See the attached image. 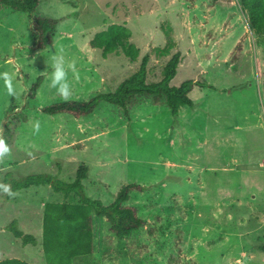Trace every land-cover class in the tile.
Masks as SVG:
<instances>
[{
	"label": "rangeland",
	"instance_id": "1",
	"mask_svg": "<svg viewBox=\"0 0 264 264\" xmlns=\"http://www.w3.org/2000/svg\"><path fill=\"white\" fill-rule=\"evenodd\" d=\"M36 16L59 20L54 43L37 47ZM112 24L125 25L140 50L136 62L124 54L103 57L90 46ZM182 56L172 87L200 81L193 106L175 117L159 99L134 97L125 111L100 102L80 119L46 115V106L66 102L50 89V57L63 50L75 60L80 79L69 73L73 97L89 101L114 93L151 54L147 83L162 79L171 58L154 49L167 44L166 31ZM14 76L17 97L0 80V131L11 135V155L0 163V182L51 174L71 183L89 167L83 196L109 206L124 185L139 184L128 205L147 222L129 239L110 232L95 214V251L75 264H264V36L249 28L239 0H42L36 13L0 12V72ZM44 81L36 97L30 89ZM39 120L34 134L30 121ZM5 183V182H4ZM76 203L50 186L0 195V261L47 264L41 246L44 206ZM35 236L24 246L7 231Z\"/></svg>",
	"mask_w": 264,
	"mask_h": 264
},
{
	"label": "trees",
	"instance_id": "2",
	"mask_svg": "<svg viewBox=\"0 0 264 264\" xmlns=\"http://www.w3.org/2000/svg\"><path fill=\"white\" fill-rule=\"evenodd\" d=\"M241 9L248 17L249 28L256 36H264V0H239ZM42 0H0V12L7 9L19 13H36ZM59 25V20L50 17L36 16L32 23L33 32L37 38V47L46 50L54 43V36ZM170 30L166 31L167 44L163 48H156V56L163 58L171 55L176 43L170 36ZM132 32L125 25L112 24L105 30L96 34L90 41V46L102 51L103 57L113 54H124L130 61L136 62L140 50L131 42ZM151 54H146L139 69L129 78L125 79L114 93L100 94L89 101H66L46 106L42 113L46 115L69 114L77 119L93 114L100 102L104 101L123 110L128 109L129 102L134 97L159 99L164 97L165 104L172 114L177 117L181 107L193 106L190 93L197 87H210L200 81L189 80L179 87H172L171 81L178 72L182 60L179 51L171 55L164 66L162 79L156 83H147L148 64ZM44 81L40 77L30 89V97L34 99ZM7 143L12 144V136H4ZM89 167L81 165L71 183L58 180L51 174L31 175L19 181L10 182L16 193L31 187L50 186L56 193H62L65 199L71 195L79 196V201L71 203L64 201L49 202L44 206L43 236L41 246L47 264H75L82 257L91 256L95 251V214L99 218H105L110 226V232L119 239H129L136 232L147 225L142 219L136 207L128 205L131 193L143 192L144 187L139 184L124 185L115 197L113 203L104 206L100 200H93L83 196L84 181L88 179ZM9 183L8 178L4 180ZM5 200L11 201L12 197L0 193ZM17 240L24 246L39 244L38 239L22 231L14 220L7 227ZM264 251V247L260 248ZM0 264H28L19 259L0 261Z\"/></svg>",
	"mask_w": 264,
	"mask_h": 264
},
{
	"label": "clouds",
	"instance_id": "3",
	"mask_svg": "<svg viewBox=\"0 0 264 264\" xmlns=\"http://www.w3.org/2000/svg\"><path fill=\"white\" fill-rule=\"evenodd\" d=\"M54 46V45H53ZM55 47V46H54ZM51 60V73L48 77L50 89L55 90V94L58 95L64 101H69L73 97L72 84L69 80V73H71L74 80L80 79V73L77 68L75 60H67L63 50L55 51L50 57ZM0 80L4 82V88L6 94L10 97L18 96V89L14 85V76L8 71L0 72ZM30 126L34 134H38L41 129V123L39 120L35 122L30 121ZM11 155V147L7 143V140L0 131V163H2L6 157ZM0 193L14 198L17 193L13 191L10 183L0 182Z\"/></svg>",
	"mask_w": 264,
	"mask_h": 264
},
{
	"label": "crops",
	"instance_id": "4",
	"mask_svg": "<svg viewBox=\"0 0 264 264\" xmlns=\"http://www.w3.org/2000/svg\"><path fill=\"white\" fill-rule=\"evenodd\" d=\"M193 91H194V90H193ZM193 91H192V92H193ZM192 92H191V93H192ZM191 93H190V94H191ZM190 97H191V96H190ZM192 101H193V100H192ZM179 113H180V111H179ZM178 115H179V114H178Z\"/></svg>",
	"mask_w": 264,
	"mask_h": 264
}]
</instances>
